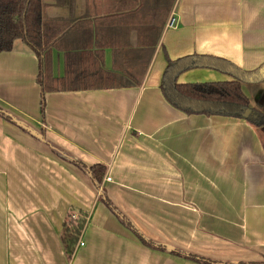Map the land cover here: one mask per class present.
I'll return each instance as SVG.
<instances>
[{"label":"crops","instance_id":"crops-1","mask_svg":"<svg viewBox=\"0 0 264 264\" xmlns=\"http://www.w3.org/2000/svg\"><path fill=\"white\" fill-rule=\"evenodd\" d=\"M60 29L52 72L87 73L95 56L130 83L51 91L21 39L0 53V264H201L176 248L219 261L264 259V124L186 114L164 96L169 60L224 58L255 77L242 81L264 114V0H43ZM176 27H168L171 16ZM98 59V57H96ZM214 68L182 72L180 83L233 80ZM53 147L106 166L102 188L148 239L143 244L101 200L100 189ZM111 179L108 180L107 178ZM86 217L71 257L61 233ZM75 216V217H74Z\"/></svg>","mask_w":264,"mask_h":264},{"label":"trees","instance_id":"trees-1","mask_svg":"<svg viewBox=\"0 0 264 264\" xmlns=\"http://www.w3.org/2000/svg\"><path fill=\"white\" fill-rule=\"evenodd\" d=\"M43 0H0V53L12 51L15 41L21 39L37 55L39 59L38 81L42 88L41 109L44 112L46 92L96 89L117 86H128L130 83L112 72L106 71L99 62L102 60V51L95 56L96 68L89 69L87 73H80L81 69L69 67L63 77H55L52 72L51 48L55 43L60 29L52 31L50 26L53 21L44 18ZM98 57V59L96 58ZM209 67L232 76L233 80H211L202 82L180 83L179 75L191 68ZM258 69L243 70L232 62L209 55H193L177 60H169L165 68L161 89L166 99L176 108L186 114H206V115H226L245 118L256 126L264 124V114L256 108L250 106V99L242 89V81L255 77ZM249 111L245 116L246 111ZM0 114L12 120V117L0 107ZM58 154L62 158H66ZM70 161L80 167L89 175L94 185L101 187L106 166L101 163L88 165L78 159ZM101 200L116 214L121 222L128 227L132 233L148 246L166 249L167 247L148 239L139 229L113 204L104 191ZM86 223L85 214L82 217L73 219L69 215L64 222L61 233L62 243L66 253L71 257L75 246L84 229ZM173 254L199 262L201 264H264V259L260 261H219L204 256L197 255L181 249H169Z\"/></svg>","mask_w":264,"mask_h":264},{"label":"water","instance_id":"water-1","mask_svg":"<svg viewBox=\"0 0 264 264\" xmlns=\"http://www.w3.org/2000/svg\"><path fill=\"white\" fill-rule=\"evenodd\" d=\"M260 72H262V73L264 74V66L260 69ZM249 111H250V110L246 111L245 116L248 115ZM9 115H10V114H9ZM10 116H11V115H10ZM11 117H12V116H11ZM12 120H13L15 123L19 124L20 126H22V128L28 130L30 133L34 134V135L37 136L38 138H40V139H42V140L45 141V137H44V134H43V133L38 132V131L35 130L34 128L28 126L27 124H25V123H23L22 121H20L19 119H17L16 117H12ZM53 150H54V152H55L57 155H59V154H58V152H59L61 155H63L64 157H66V158H64V159H69V160H70V159L73 158L72 156L66 154L65 152L61 151V150L58 149L57 147H53ZM59 156H60V155H59ZM60 157H61V156H60ZM74 159H75V158H74ZM97 189H100V188L97 187ZM103 192H104V190L101 188V189H100V195H101ZM229 262H237V261H229Z\"/></svg>","mask_w":264,"mask_h":264},{"label":"built area","instance_id":"built-area-1","mask_svg":"<svg viewBox=\"0 0 264 264\" xmlns=\"http://www.w3.org/2000/svg\"><path fill=\"white\" fill-rule=\"evenodd\" d=\"M177 22H178V19L175 17V16H171L170 17V19L168 20V23H167V26L168 27H176V25H177ZM108 180H110L111 178L110 177H108L107 178ZM75 217V216H74Z\"/></svg>","mask_w":264,"mask_h":264}]
</instances>
